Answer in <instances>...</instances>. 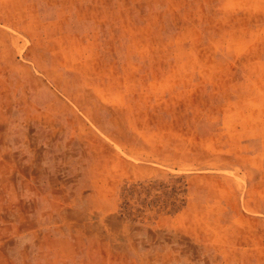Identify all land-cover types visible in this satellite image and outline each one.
Segmentation results:
<instances>
[{
  "label": "rangeland",
  "instance_id": "1",
  "mask_svg": "<svg viewBox=\"0 0 264 264\" xmlns=\"http://www.w3.org/2000/svg\"><path fill=\"white\" fill-rule=\"evenodd\" d=\"M26 136L107 206L91 264H264V0H0L1 163Z\"/></svg>",
  "mask_w": 264,
  "mask_h": 264
},
{
  "label": "crops",
  "instance_id": "2",
  "mask_svg": "<svg viewBox=\"0 0 264 264\" xmlns=\"http://www.w3.org/2000/svg\"><path fill=\"white\" fill-rule=\"evenodd\" d=\"M43 149L38 137L28 136L19 148L10 147L11 156L13 152L26 155L18 163L0 162V210L16 205V210L26 212L27 224L37 227V237L27 245L28 264H91L92 259L82 252L101 249L91 236L102 244L103 221L106 227L109 222L107 206L101 202L91 207L87 202L86 180L76 176L77 170L85 169L70 162H44ZM5 203L10 207H4ZM35 249L40 251L36 258L31 255ZM95 263L103 264V260Z\"/></svg>",
  "mask_w": 264,
  "mask_h": 264
}]
</instances>
